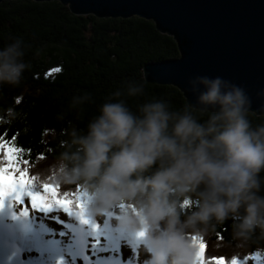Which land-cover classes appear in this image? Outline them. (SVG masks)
Masks as SVG:
<instances>
[{
	"label": "clouds",
	"instance_id": "obj_1",
	"mask_svg": "<svg viewBox=\"0 0 264 264\" xmlns=\"http://www.w3.org/2000/svg\"><path fill=\"white\" fill-rule=\"evenodd\" d=\"M21 37L0 48V85L18 87L30 69ZM195 103L173 108L127 79L105 97L86 130H64L57 179L79 184L103 213L130 205L119 226L143 232L146 264H194L202 238L231 221L241 246L264 242V122L253 125L243 88L220 77L189 81ZM92 101L74 96L71 108ZM9 112L15 116L13 110Z\"/></svg>",
	"mask_w": 264,
	"mask_h": 264
},
{
	"label": "trees",
	"instance_id": "obj_2",
	"mask_svg": "<svg viewBox=\"0 0 264 264\" xmlns=\"http://www.w3.org/2000/svg\"><path fill=\"white\" fill-rule=\"evenodd\" d=\"M15 37L30 45L25 61L31 67L18 87L0 85V135L15 137V144L24 149L34 189L55 184L63 194L78 192L92 213L88 189L57 179L55 159L63 150L61 142L67 139L64 130L70 126L86 130L105 97L127 79L145 85V96L127 100L133 110L153 97L166 99L173 108L182 107L187 100L177 87L150 83L143 72L149 62L178 58V45L151 20L75 15L58 0L1 2L0 48ZM85 92L94 102L71 108L73 97ZM249 118L253 125L264 122V116L254 113ZM120 205L130 208L127 203ZM118 206L105 212L114 213ZM202 238L205 264L220 257L230 261L235 256L238 262L252 260L257 254L264 257V242L241 246L232 238L231 221Z\"/></svg>",
	"mask_w": 264,
	"mask_h": 264
},
{
	"label": "water",
	"instance_id": "obj_3",
	"mask_svg": "<svg viewBox=\"0 0 264 264\" xmlns=\"http://www.w3.org/2000/svg\"><path fill=\"white\" fill-rule=\"evenodd\" d=\"M58 1L75 15L153 21L174 38L180 56L145 64L146 81L173 85L195 103L189 81L220 77L243 88L252 113L264 116V0Z\"/></svg>",
	"mask_w": 264,
	"mask_h": 264
},
{
	"label": "rangeland",
	"instance_id": "obj_4",
	"mask_svg": "<svg viewBox=\"0 0 264 264\" xmlns=\"http://www.w3.org/2000/svg\"><path fill=\"white\" fill-rule=\"evenodd\" d=\"M34 190L40 192L43 189ZM127 210L121 205L114 213L98 214L86 210L89 223L84 224L78 216L61 208H35L28 197L23 204L7 201L0 206V264H95L101 257L92 252L75 254L77 243L85 235L89 242L97 236H118V250L100 255L119 260L120 264H146L142 243L135 239L138 231L119 226L121 214ZM136 243H139L138 251L134 247ZM83 246L91 247V244ZM103 246L104 241L97 245ZM207 264H216V261ZM239 264H264V257L259 254Z\"/></svg>",
	"mask_w": 264,
	"mask_h": 264
},
{
	"label": "snow or ice",
	"instance_id": "obj_5",
	"mask_svg": "<svg viewBox=\"0 0 264 264\" xmlns=\"http://www.w3.org/2000/svg\"><path fill=\"white\" fill-rule=\"evenodd\" d=\"M14 141L15 137L5 139L4 136L0 135V206H3L7 201L23 204L25 197H28L29 202L35 208H61L66 213L78 216L84 224H88L85 202L80 193L63 194L55 184L44 185L43 190L40 192L34 190V180L29 168L26 166L30 161L24 158V149L17 146ZM143 235V232H138L135 239L139 242L142 240ZM192 239L194 247L197 248L194 264H205L203 256L206 244L203 238L192 237ZM101 241H104V246L97 247ZM87 243H90L91 247L83 246ZM119 244L120 237L118 236H97L89 242L85 235L81 238V242L77 243L75 254L92 252L94 255L101 257L96 260L95 264H120L119 260L106 259L100 255L107 252L115 253L119 248ZM134 247L138 251L139 243H136ZM216 264H239V262L235 256L230 261L220 257L216 259Z\"/></svg>",
	"mask_w": 264,
	"mask_h": 264
}]
</instances>
